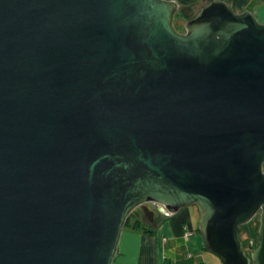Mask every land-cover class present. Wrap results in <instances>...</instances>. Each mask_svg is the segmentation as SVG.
<instances>
[{"label": "water", "instance_id": "obj_1", "mask_svg": "<svg viewBox=\"0 0 264 264\" xmlns=\"http://www.w3.org/2000/svg\"><path fill=\"white\" fill-rule=\"evenodd\" d=\"M177 9L0 0V264H111L145 203L195 206L220 264H264V23Z\"/></svg>", "mask_w": 264, "mask_h": 264}, {"label": "crops", "instance_id": "obj_2", "mask_svg": "<svg viewBox=\"0 0 264 264\" xmlns=\"http://www.w3.org/2000/svg\"><path fill=\"white\" fill-rule=\"evenodd\" d=\"M223 1L240 12L249 0ZM259 3L261 7L256 11L258 15H264V2L260 0ZM162 213L158 211L152 215L150 232L122 227L111 264H220L219 259L202 244L195 206L183 207L165 216ZM185 232L190 234L184 236Z\"/></svg>", "mask_w": 264, "mask_h": 264}, {"label": "rangeland", "instance_id": "obj_3", "mask_svg": "<svg viewBox=\"0 0 264 264\" xmlns=\"http://www.w3.org/2000/svg\"><path fill=\"white\" fill-rule=\"evenodd\" d=\"M259 1L260 0H249L248 3L245 5L244 10H250L251 12L254 13L256 19L258 20V22L264 23V15L262 13H260L258 15V12L256 11L257 8L261 7ZM192 2H194V3L191 4V6H190L191 7L190 8V16H196L199 13L200 9L207 4L208 0H176L177 4H189V3H192ZM263 2H264V0H263ZM262 7L264 9V3H263ZM244 10H242V11H244ZM234 12L235 13H239V11L238 12L234 11ZM175 28H179V31L181 29V27H179V26H175ZM145 207L148 208V210L151 211V206H149V204H146ZM135 212L139 213V214H142V210L141 209L139 210V209L136 208ZM252 226H253V221L252 220H250V221L246 222L245 224H242V225L239 226V238H240L242 243L245 241L247 236L253 235V233L251 231L252 230Z\"/></svg>", "mask_w": 264, "mask_h": 264}, {"label": "trees", "instance_id": "obj_4", "mask_svg": "<svg viewBox=\"0 0 264 264\" xmlns=\"http://www.w3.org/2000/svg\"><path fill=\"white\" fill-rule=\"evenodd\" d=\"M191 5H178V9L176 11V14H175V18H185V19H189L191 17H194V16H190V7ZM179 30V28H176ZM164 216L166 215V213H162ZM154 218H152V220H149L147 219L146 217L142 216V217H139V216H133V215H128L127 218L125 219L124 221V224H123V227H130L131 229H134V230H145L146 232H150V228L152 227V221H153ZM252 233L253 235H250V236H247L245 241L243 242V245H242V249L243 251L246 253V254H249L248 252V247H247V241L250 239V238H253L254 241H255V244H256V232L253 231V226H252ZM238 238H239V227H238ZM240 240V238H239ZM241 242V240H240Z\"/></svg>", "mask_w": 264, "mask_h": 264}, {"label": "flooded vegetation", "instance_id": "obj_5", "mask_svg": "<svg viewBox=\"0 0 264 264\" xmlns=\"http://www.w3.org/2000/svg\"><path fill=\"white\" fill-rule=\"evenodd\" d=\"M183 20H186L185 18H183ZM262 171L264 172V162L262 163ZM146 204H149V206H151V211H153V212H155V213H157L159 210H158V208H157V206L156 205H154V204H152V203H145L144 205H142V206H137L136 208L137 209H141L143 206H146ZM136 208H134L133 210H132V212L130 213V215H135V216H139V217H142V216H144L143 214H139V213H136L135 212V209ZM148 209V208H147ZM145 217V216H144ZM253 221V220H252ZM253 227H254V221H253ZM242 245H243V243L241 242V247H242Z\"/></svg>", "mask_w": 264, "mask_h": 264}, {"label": "built area", "instance_id": "obj_6", "mask_svg": "<svg viewBox=\"0 0 264 264\" xmlns=\"http://www.w3.org/2000/svg\"><path fill=\"white\" fill-rule=\"evenodd\" d=\"M189 234H190V232H185L184 236H188ZM247 247H248V252H250L255 247V241L253 238H250L247 241Z\"/></svg>", "mask_w": 264, "mask_h": 264}]
</instances>
